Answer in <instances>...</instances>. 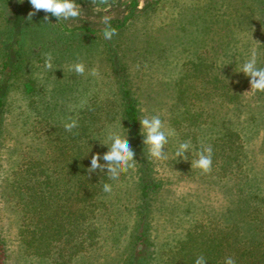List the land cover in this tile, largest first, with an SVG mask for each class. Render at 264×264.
Returning <instances> with one entry per match:
<instances>
[{
	"label": "rangeland",
	"instance_id": "obj_1",
	"mask_svg": "<svg viewBox=\"0 0 264 264\" xmlns=\"http://www.w3.org/2000/svg\"><path fill=\"white\" fill-rule=\"evenodd\" d=\"M131 1L108 0L100 6L76 0L80 17L60 23L42 10L29 21V0H0V83L8 78L0 84L5 91L0 109L3 264H59L53 253L40 258L26 249L20 227L31 217L24 214L13 184L35 163L57 160L50 149L58 139L49 132L69 118L83 117L89 108L95 114L86 121L95 139L109 142L108 133L118 132L135 152L119 104L124 87L141 119L159 115L176 133L165 146L166 160L148 156L152 176L161 182L149 205L153 243L147 248L148 264H168L171 254L165 250L174 239L194 232V223L223 220L226 210L238 206V185L244 186V196L252 192L264 198V92L251 91L250 78L238 72L253 51L257 66L264 67V0H138L133 12ZM105 17L124 21L111 40L102 34ZM49 52L52 69L45 66ZM193 59L196 66L188 63ZM77 60L85 63L83 75L71 70ZM3 62L8 64L4 70ZM92 69L97 75H91ZM182 86L186 92H179ZM232 133L243 144L238 166L234 146L227 144ZM181 142L191 144L188 160L175 157ZM202 145L213 149L212 170L206 174L191 167ZM134 159V168L108 181L112 191L101 195L103 205L93 217L101 230L95 244L69 263L60 258L62 264H125L134 259V245L146 254L145 244H137L132 233L139 204ZM62 252L66 256V247Z\"/></svg>",
	"mask_w": 264,
	"mask_h": 264
},
{
	"label": "trees",
	"instance_id": "obj_2",
	"mask_svg": "<svg viewBox=\"0 0 264 264\" xmlns=\"http://www.w3.org/2000/svg\"><path fill=\"white\" fill-rule=\"evenodd\" d=\"M137 5L138 0L131 1V12ZM110 23L118 29L124 21L112 20ZM80 28L87 29L85 26ZM188 63L192 66L198 64L194 59ZM7 67L8 64H1V69ZM7 79H3L0 84H7ZM186 80V75L182 76L179 83L182 85ZM25 87L31 88L28 84H25ZM0 88L2 89V85ZM178 88L179 92H186L183 86L182 89ZM1 89L0 109L5 98V91L1 92ZM119 104L123 122L129 127L139 164L135 182L139 199L138 219L132 233L133 237L138 239L137 244H145L144 251H147L146 254H141V250L136 252L134 245V256L131 253L130 257L134 259L125 264H148L147 248L153 243L148 236L149 205L153 195L161 188V182L154 180L152 176V161L148 158L139 122L141 114L136 100L126 87L121 88ZM183 107L189 111L186 104ZM92 114L90 108L86 110L85 115L77 119L78 127L71 132L58 125L52 128L49 133L55 134L58 140L53 148L51 146V155L59 157L57 160L62 161L46 157L43 162L35 163L38 166L30 167L29 171L21 173V177L16 178L13 184L24 214L31 217L30 221H23L20 227L26 249H30L40 258L53 253L59 258V264H62L60 258H67L69 263L71 258L97 241L101 230L98 220L93 217L96 209L100 210L103 205L101 195L105 192L101 185L108 181L113 182L109 179L106 169L104 172L97 170L88 173L91 156L95 153L102 155L108 150L107 145L102 146L99 138H94V132L86 121ZM237 137L235 133L229 135L227 144L234 146L231 151L237 154L234 161L238 166L243 144ZM101 163H104L103 160ZM238 186L237 189L241 193L236 205L249 203L248 208H230L225 211V217L220 221L212 219L213 221L202 220L194 223V232L188 231L183 237L174 239V243L169 244L170 247L165 250L166 254H171L167 255L168 264H195L196 258L201 255L206 258V264H224L225 258L229 256L235 259L236 264H264V198L252 192L244 196V186ZM251 203L253 206L250 207ZM243 209H246V212ZM192 233L195 234L191 235ZM65 247L66 256L62 252ZM1 250L0 243V253ZM54 263L58 264V261ZM0 264H3L1 258Z\"/></svg>",
	"mask_w": 264,
	"mask_h": 264
},
{
	"label": "clouds",
	"instance_id": "obj_3",
	"mask_svg": "<svg viewBox=\"0 0 264 264\" xmlns=\"http://www.w3.org/2000/svg\"><path fill=\"white\" fill-rule=\"evenodd\" d=\"M23 3V0H19ZM32 5V11L28 13L27 19L31 21L32 17L39 11H44L46 14H51L57 18V21L66 22L70 19L79 18L81 15V7L76 0H29ZM93 5H106L108 0H91ZM48 15L45 16V20ZM104 28L102 34L104 39L111 40L117 35V29L110 23V18L105 17L103 20ZM45 66L52 69V54H45ZM77 75H83L86 70L85 63L77 60L72 65L71 69ZM238 72H243L245 76L249 77L251 91L264 92V67L257 66V55L253 51L250 57L241 65ZM91 75H97L96 69L91 70ZM141 125V132L143 134V143L147 146L148 156L152 159L162 161L168 157L166 155L165 146L169 142V138L175 136L173 129H166L164 123L159 115L144 116L139 119ZM78 127V120L69 118L64 123L66 131L71 132ZM109 142H101L102 146L107 145L108 150L102 155L95 153L91 156L90 167L88 173L91 174L97 170L107 174L110 180H118L122 173L128 172L134 168L136 160L134 159L135 152L125 136H121L118 132L110 131L107 137ZM191 151L190 142H181L175 150V157L188 160L185 155L186 151ZM213 149L211 145H202L197 153V158L191 161V167L200 169L202 173H210L212 170ZM101 160L104 163H101ZM103 191L110 193L112 186L109 183L103 185ZM206 258L199 256L195 260V264H206ZM224 264H236L233 257L225 258Z\"/></svg>",
	"mask_w": 264,
	"mask_h": 264
}]
</instances>
